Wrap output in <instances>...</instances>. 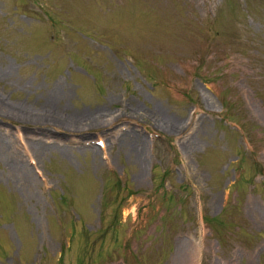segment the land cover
Instances as JSON below:
<instances>
[{
	"label": "rangeland",
	"instance_id": "rangeland-1",
	"mask_svg": "<svg viewBox=\"0 0 264 264\" xmlns=\"http://www.w3.org/2000/svg\"><path fill=\"white\" fill-rule=\"evenodd\" d=\"M0 96L111 114L0 113L38 183L0 162V264H264V0H0Z\"/></svg>",
	"mask_w": 264,
	"mask_h": 264
},
{
	"label": "bare ground",
	"instance_id": "bare-ground-1",
	"mask_svg": "<svg viewBox=\"0 0 264 264\" xmlns=\"http://www.w3.org/2000/svg\"><path fill=\"white\" fill-rule=\"evenodd\" d=\"M0 113L3 114H9L13 117H22L27 119L37 118L40 117L42 121H44L43 124H49L52 126H57L59 128H66L68 130H76L83 127H95L98 128L102 124L100 123L101 119L104 115L107 117H110L111 114H101V117L92 116V117H80L79 113L76 112H70L69 114L65 115V117H62V115L59 114V112H47V113H35L28 109H25L20 106H13L11 104H8L1 96H0ZM136 113V112H134ZM138 114V113H137ZM7 115V116H9ZM9 116V117H11ZM35 116V117H34ZM150 117V120L153 124L157 126L162 127H169L171 129L174 128V123L170 121V119H165L162 114V112H152L148 115ZM108 118H105L103 121V124L108 122ZM186 123H183V128L185 127ZM105 134H109L110 136L112 133L107 132ZM109 136V137H110ZM188 141V140H187ZM189 142V141H188ZM118 143L123 145L122 149H125V152L128 154L130 158L135 159L138 161L141 165L144 164V161L146 160V149H145V142L144 139L137 135L130 136V133H127L123 137H121L118 140ZM30 144V149L35 152L36 156L38 157H44L47 154L52 153V151H55L56 148L48 147L42 143L34 142L32 139L28 140L27 146ZM29 147V146H28ZM11 149H13V146L9 143L8 139L0 134V162L5 165V169L11 173L13 178H15L18 182L19 187L26 191L32 188V186H38V183L36 181V178L33 177L31 170L25 166L22 165L21 160L15 155L14 157H11V153L14 155V149L13 152H11ZM97 153V152H95ZM95 155V154H94ZM96 156V155H95ZM96 160V159H94ZM139 178L141 179V175H139ZM137 177V179H139Z\"/></svg>",
	"mask_w": 264,
	"mask_h": 264
}]
</instances>
